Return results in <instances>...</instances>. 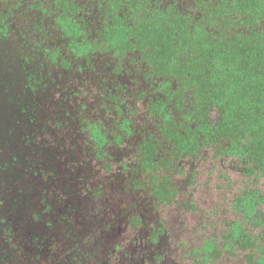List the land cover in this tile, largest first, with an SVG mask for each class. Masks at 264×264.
<instances>
[{
    "label": "flooded vegetation",
    "instance_id": "1",
    "mask_svg": "<svg viewBox=\"0 0 264 264\" xmlns=\"http://www.w3.org/2000/svg\"><path fill=\"white\" fill-rule=\"evenodd\" d=\"M55 19L53 0H0V120L7 124H0V170L5 162V173L20 167L30 178L16 191L14 175L11 183L0 178V231L8 245L0 260L56 261V222L45 215L85 196L103 202L113 219L107 225L98 217V233L112 241L107 252L118 251L119 264H264V172L210 149L172 157L156 130L157 92L144 63L77 54ZM18 193L20 208L13 205ZM22 210L24 232L8 221ZM177 213L201 214L187 225L197 239L179 245L180 259L165 240ZM84 257L82 264H112L95 250Z\"/></svg>",
    "mask_w": 264,
    "mask_h": 264
},
{
    "label": "trees",
    "instance_id": "2",
    "mask_svg": "<svg viewBox=\"0 0 264 264\" xmlns=\"http://www.w3.org/2000/svg\"><path fill=\"white\" fill-rule=\"evenodd\" d=\"M53 4L77 54L107 52L144 63L157 92L156 130L172 157L210 149L264 172V0Z\"/></svg>",
    "mask_w": 264,
    "mask_h": 264
},
{
    "label": "rangeland",
    "instance_id": "3",
    "mask_svg": "<svg viewBox=\"0 0 264 264\" xmlns=\"http://www.w3.org/2000/svg\"><path fill=\"white\" fill-rule=\"evenodd\" d=\"M1 108L0 112L2 111ZM0 124L4 125V127L7 125L2 120H0ZM4 157L5 154L0 153V159L2 161ZM2 164L3 168L2 170H0V178L2 180L5 179L6 182L11 183V177L12 175H14L15 191L17 187L24 188L27 185L30 178L26 175L22 168L17 167V170L15 168H12L10 170H7L5 173L4 171L7 168L4 164L6 163L2 162ZM1 167L2 166H0V168ZM21 188H19V190H21ZM77 203L78 204L74 203V206L72 208H69L67 211L66 204H62V207L59 209H55L51 215H45L46 218H50V220L56 222V233H53V235L57 238L58 241V244L56 245V254L58 258L52 264H72V262H75L76 264H82L89 261L86 257H84V254H90L92 250H95V255L97 257L102 258L108 256V261L110 259L112 264H119L120 257L118 251L114 252L111 250L110 253L107 252L111 247L112 241H106V238H103V236L98 233L99 228L104 227L101 225V223H104L107 220V214L104 211V203L90 200L85 196L80 198ZM13 205H17L19 208L24 205V198L20 193L17 194V199L13 202ZM95 210H99V216H96L94 214ZM22 214H24V210H22L17 216H13L14 218L8 220L12 224V228L14 229V226H17L20 232H24L25 226L27 224L25 217H23ZM63 215H65L66 217H63ZM98 217L102 219V222L98 219ZM4 220L5 219L0 220V223H2ZM200 220L201 214L199 217L197 215H194L193 217L177 213V215L172 218V221L168 223L169 225H167V229L170 234L166 236L165 240L169 241L166 246H170L171 254L173 256L180 259L181 248L179 245L181 243L184 244L188 242L189 244H192L196 242L197 234L195 230L191 228V231L189 232V228L187 225L192 222L194 225L196 222L199 223ZM112 221L113 219L108 218L107 225H109ZM64 222V226H68L69 229H71L70 231H66V228L62 227V224ZM149 223L150 225L152 224V222L150 221ZM213 225L221 227L220 220H216ZM40 228L42 229L41 225H39L38 228L36 227V230L40 232ZM210 233L211 236H213V234L216 233V230ZM117 240L118 237H115L113 242L115 243ZM4 242V235L0 231V252L5 255L8 251V245ZM103 242H105V245ZM173 247L175 249H173ZM70 253H72L71 256ZM177 262L179 261L177 260ZM9 263L10 262L0 260V264ZM132 263L133 262H131V264Z\"/></svg>",
    "mask_w": 264,
    "mask_h": 264
}]
</instances>
